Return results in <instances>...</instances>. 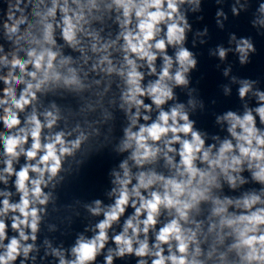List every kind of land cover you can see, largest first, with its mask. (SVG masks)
Listing matches in <instances>:
<instances>
[{"label": "clouds", "instance_id": "obj_1", "mask_svg": "<svg viewBox=\"0 0 264 264\" xmlns=\"http://www.w3.org/2000/svg\"><path fill=\"white\" fill-rule=\"evenodd\" d=\"M214 2L264 36V0ZM203 3L0 0V264H264V86L229 62L257 48L208 49L239 104L199 127ZM104 155L101 196L63 202Z\"/></svg>", "mask_w": 264, "mask_h": 264}]
</instances>
